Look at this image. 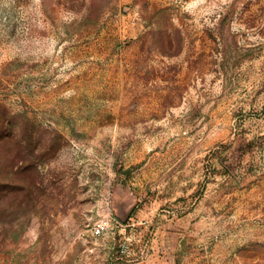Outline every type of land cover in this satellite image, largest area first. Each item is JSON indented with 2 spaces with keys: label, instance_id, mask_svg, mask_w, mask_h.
Returning <instances> with one entry per match:
<instances>
[{
  "label": "rangeland",
  "instance_id": "1",
  "mask_svg": "<svg viewBox=\"0 0 264 264\" xmlns=\"http://www.w3.org/2000/svg\"><path fill=\"white\" fill-rule=\"evenodd\" d=\"M0 264H264V0H0Z\"/></svg>",
  "mask_w": 264,
  "mask_h": 264
},
{
  "label": "built area",
  "instance_id": "2",
  "mask_svg": "<svg viewBox=\"0 0 264 264\" xmlns=\"http://www.w3.org/2000/svg\"><path fill=\"white\" fill-rule=\"evenodd\" d=\"M105 229V227H104V225H102V226H100V227H98L97 228V233H101V230H104Z\"/></svg>",
  "mask_w": 264,
  "mask_h": 264
}]
</instances>
